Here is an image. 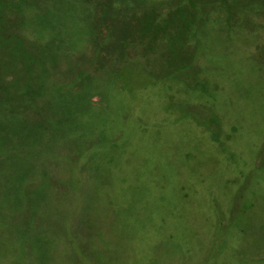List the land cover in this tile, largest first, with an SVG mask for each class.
Here are the masks:
<instances>
[{
  "label": "rangeland",
  "instance_id": "obj_1",
  "mask_svg": "<svg viewBox=\"0 0 264 264\" xmlns=\"http://www.w3.org/2000/svg\"><path fill=\"white\" fill-rule=\"evenodd\" d=\"M0 264H264V0H0Z\"/></svg>",
  "mask_w": 264,
  "mask_h": 264
},
{
  "label": "trees",
  "instance_id": "obj_2",
  "mask_svg": "<svg viewBox=\"0 0 264 264\" xmlns=\"http://www.w3.org/2000/svg\"><path fill=\"white\" fill-rule=\"evenodd\" d=\"M143 17V16H142ZM145 18L147 19V17L145 16ZM143 20H144V17H143ZM120 38V37H119ZM121 40H123L124 42H125V40H124V38L122 37V39Z\"/></svg>",
  "mask_w": 264,
  "mask_h": 264
}]
</instances>
